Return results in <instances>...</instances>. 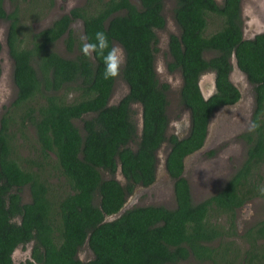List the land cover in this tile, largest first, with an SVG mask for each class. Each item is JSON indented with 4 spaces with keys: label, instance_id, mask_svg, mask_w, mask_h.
Listing matches in <instances>:
<instances>
[{
    "label": "trees",
    "instance_id": "16d2710c",
    "mask_svg": "<svg viewBox=\"0 0 264 264\" xmlns=\"http://www.w3.org/2000/svg\"><path fill=\"white\" fill-rule=\"evenodd\" d=\"M174 1L179 36H169L167 69L180 72L179 99L190 112L189 135L181 141L165 136L168 86L158 84L153 69L155 32L164 26L163 0H138L140 7L131 0H86L33 34L28 47L20 38L17 6L7 13L0 0L16 87L14 101L0 118V264H13L14 250L29 244V259L18 264H180L190 259L264 264V219L239 236L234 222L236 209L254 198L264 200L259 193L264 187V34L242 38L240 0ZM210 15L223 25L206 35ZM75 20L82 22L83 36L103 31L110 47L116 43L124 51L120 72L128 92L116 105H107L115 78L104 79L102 57L82 55L70 29ZM64 34L66 50H77L73 59L51 51ZM205 52L212 57L205 59ZM232 55L254 91L252 130L242 135L247 156L221 190L193 203L180 177L182 159L202 146L213 112L239 97L227 78ZM209 71L215 73L216 92L204 101L197 81ZM69 95L72 100L66 101ZM130 104L141 107L139 136ZM74 121L81 122V130ZM29 128L35 135L27 145L33 157L21 158L16 139ZM166 140L171 148L165 168L175 208L131 207L108 220L137 186L145 189L154 182V152ZM118 169L124 186L115 178ZM25 187L29 203H22ZM215 217H223L225 225ZM84 245L92 255L86 261L78 258Z\"/></svg>",
    "mask_w": 264,
    "mask_h": 264
},
{
    "label": "rangeland",
    "instance_id": "374dc122",
    "mask_svg": "<svg viewBox=\"0 0 264 264\" xmlns=\"http://www.w3.org/2000/svg\"><path fill=\"white\" fill-rule=\"evenodd\" d=\"M15 1V2H14ZM218 0V4H221ZM131 3L139 7L138 0H131ZM86 4V0H3V8L7 13L15 11L19 18L20 38L25 47L30 46L31 36L40 30L47 28L63 14H67L72 8H80ZM175 1L164 0L162 15L165 19V27L160 31H156L157 45L154 54V65L158 81L164 84H170L169 91H167L169 108L168 116L172 121V126L167 132V135L173 134L176 130L174 123H179L183 119L188 121L189 114L186 109L179 105L178 92L181 76L178 71L172 74L167 71V63L171 57L168 53V39L170 35H179V28L177 27L174 18ZM242 17L244 20L243 37H250L252 34L264 30V0H242ZM223 25V22L217 18L209 16L205 34L209 35ZM8 22L0 21V41L6 40ZM70 29L75 43L82 44L80 37L83 35L82 22L75 20L71 23ZM67 36H62L51 47V51L66 59H73L77 50L74 48L70 52L66 50L65 39ZM4 46V44L2 45ZM113 46H118L114 43ZM205 58H210L211 54H205ZM234 63V60H232ZM123 67V65H122ZM121 67V69H122ZM235 69V68H234ZM121 71V70H120ZM230 80L241 93V101L239 105L221 108L215 111L212 120L208 127V134L204 150L197 158H190L186 167V180L190 187L191 197L193 203H199L210 196L216 194L228 179L235 173L237 168L241 165L245 158L247 144L241 139V135L248 133L251 129V115L254 109L253 88L246 81L245 76L237 69L231 71ZM213 74H208L201 79V83L206 85L208 89L203 88V93H211L213 89ZM210 88V89H209ZM127 85L121 77V72L115 78L110 103L115 104L121 95H124L127 90ZM208 95V94H206ZM16 96V87L13 83V68L12 60L7 52L2 48L0 51V118L5 113L6 109L10 107ZM72 96H67L66 101H71ZM135 122L137 131L140 134V118L139 106H134ZM137 114V115H136ZM181 116V120L178 118ZM242 116V118H240ZM76 127L81 130V122L74 121ZM175 129V130H174ZM177 135L184 136L187 132V126H179ZM28 140L29 142H25ZM31 140V141H30ZM35 140L34 132L31 128L27 130L25 137H17V153L21 158H32L30 146ZM23 144V145H22ZM22 145V147H21ZM131 147L134 149L135 144ZM169 150L168 143H165L157 157V175L154 186L148 189L137 188L130 193L125 202L124 209L131 207L144 206H161L168 210L175 208V201L173 195L172 181L169 180L164 161L165 156ZM213 153V155L205 156ZM50 164L54 163L52 158H49ZM50 165L47 167L49 182H53V173L50 170ZM51 172V173H50ZM264 172V170H263ZM221 177V178H220ZM103 179H108L105 173H102ZM117 181L124 186L125 181L119 172L115 175ZM62 181V180H61ZM22 203H29L30 196L28 188L25 187L21 191ZM237 236H239L246 228L254 225L256 222L264 219V200L261 198H254L246 203V206L241 207L237 213ZM214 219V217H213ZM215 222L219 225H225L223 217H215ZM238 246H242L237 243ZM31 244L27 245L25 249L18 248L12 254L13 264H18L24 260L29 259ZM92 257L90 250L86 245L78 253V258L86 261ZM180 264H197L192 259L184 261Z\"/></svg>",
    "mask_w": 264,
    "mask_h": 264
},
{
    "label": "flooded vegetation",
    "instance_id": "af4514ba",
    "mask_svg": "<svg viewBox=\"0 0 264 264\" xmlns=\"http://www.w3.org/2000/svg\"><path fill=\"white\" fill-rule=\"evenodd\" d=\"M215 3H217L218 4V0H213ZM222 1V0H221ZM241 1V0H240ZM163 3H164V0H163ZM221 3V2H220ZM139 7H140V5H139ZM162 10H163V5H162ZM70 11V10H69ZM68 11V12H69ZM63 15H66V14H63ZM161 15H162V11H161ZM62 16V15H61ZM60 16V17H61ZM163 16V15H162ZM240 17H241V28H240V30H241V34L243 35V26H244V20H243V17H242V15H240ZM58 19V18H57ZM164 19V18H163ZM175 21V20H174ZM54 22V21H53ZM176 23V22H175ZM165 19H164V26H163V28L162 29H164V27H165ZM177 25V24H176ZM50 26H51V24H50ZM50 26H48V27H50ZM8 27V26H7ZM47 27V28H48ZM178 27V26H177ZM46 28V29H47ZM45 29V28H44ZM44 29H42V30H44ZM161 29V30H162ZM41 31V30H40ZM157 31H160V30H157ZM155 34H156V32H155ZM63 36H66V34H64ZM176 36V35H175ZM179 36V35H178ZM177 36V37H178ZM62 37V36H61ZM60 37V38H61ZM255 38V37H254ZM253 38V39H254ZM156 39H157V36H156ZM169 40V39H168ZM247 40V39H246ZM252 40V39H251ZM57 42V41H56ZM4 44V46H2ZM157 45V44H156ZM2 48H4V50L7 52V54L9 55V49H8V46H7V32H6V40L5 41H0V51L2 50ZM155 48H156V46H155ZM168 53H169V51H168ZM155 54V53H154ZM205 54H210V53H208V52H205L204 54H203V56H205ZM58 55V54H57ZM170 55V54H169ZM59 56V55H58ZM234 56V55H233ZM9 57H10V55H9ZM61 57V56H60ZM211 57H212V54H211ZM11 58V57H10ZM63 58V57H62ZM205 58V57H204ZM64 59H66V58H64ZM205 59H209V58H205ZM12 60V59H11ZM232 56L230 57V59H229V63H232ZM172 61V59H170V61L168 62V63H170ZM154 59H153V69H154V73H155V76H156V79H157V81H158V78H157V74H156V70H155V65H154ZM13 60H12V68H13ZM166 68H167V66H166ZM240 73H242L244 76H245V74L242 72V71H240L239 69H237ZM167 71H168V69H167ZM231 71H232V66H231V70H230V72H229V74H228V81H229V83L232 85V87H234V89L237 91V93H238V95H239V97H238V99L236 100V101H233L232 103H229V104H226V105H224V106H221V107H218L215 111H217L218 109H221V108H229V107H233V106H237V105H239L240 104V102H242L241 101V93H240V90L236 87V86H234V84L231 82V80L229 79V77H230V74H231ZM169 72V71H168ZM173 72H175V71H173ZM172 71L171 72H169V73H173ZM179 72V71H178ZM180 73V72H179ZM208 74H213V89H212V92L211 93H209V95L204 99V98H202L204 101H206L208 98H210L212 95H214L215 94V90H216V88H215V73L214 72H211V71H209V72H204V73H202L200 76H199V78H198V81H197V86H198V83L200 82V80L202 79V77H204V76H206V75H208ZM180 76H181V74H180ZM245 78H246V76H245ZM246 81L248 82V80H247V78H246ZM249 83V82H248ZM158 84H164V83H160L159 81H158ZM250 84V83H249ZM167 86H168V91H169V87H171V85L170 84H166ZM251 85V84H250ZM181 86H182V78H181V81H180V84H179V90H180V88H181ZM252 86V85H251ZM252 88H253V86H252ZM113 90V89H112ZM127 92H128V89L126 90V93L124 94V95H121L120 96V99L115 103V104H111L110 103V97H111V95H110V97L108 98V102H107V105L108 106H111V105H116L122 98H124L126 95H127ZM168 93V92H167ZM167 93H166V99H167V101H168V96H167ZM111 94H112V92H111ZM201 95V94H200ZM202 97V96H201ZM253 99H254V91H253ZM178 101H179V105L181 106V107H183L182 105H181V103H180V99H179V92H178ZM139 106V108H140V112H139V117H141V107H140V105L139 104H130V107L134 110V106ZM168 108H169V102H168V105H167V107L165 108V115H166V117H167V125H166V129H165V136H166V138H169L170 136H175L176 137V139L178 140V141H181V140H183L184 138H187L188 137V135H189V130H190V112H189V110L188 109H186V108H184V109H186L187 111H188V114H189V118H188V121L187 122H185V119H183L182 121H180V124L178 123H174V125H175V127H176V130H175V132L173 133V134H170V135H167V132L169 131V129L171 128V126H172V121H171V119H170V117L168 116ZM254 109H255V99H254ZM254 109H253V112H252V115H253V113H254ZM215 111L213 112V114L208 118V121H207V124H206V132H205V137H204V141H203V144H202V146L200 147V148H198L197 150H195V151H192L191 153H189V154H187L186 156H184V158L182 159V172H181V174H180V177H182V178H184L185 180H186V167H187V162H188V160L190 159V158H197V156H199L200 154H201V152L204 150V145H205V143H206V139H207V134H208V127H209V124H210V121L212 120V117H213V115H214V113H215ZM135 112V111H134ZM137 115V114H136ZM252 115H251V125H252ZM240 118H242V116L240 117ZM136 119V116H134V120ZM179 120H181V116L178 118ZM183 125H185V126H187V132H186V134L184 135V136H180L179 135V137L180 138H178V135H177V129H179V126L180 127H182ZM142 129V128H141ZM252 130V126H251V129L248 131V132H250ZM136 131H137V127H136ZM140 132H141V130H140ZM245 134V133H244ZM140 135V134H139ZM243 135V134H242ZM242 135H241V139H243L244 140V138H242ZM244 142H245V140H244ZM165 143H168V145H169V150H168V152H167V154H166V156H165V160H166V157H167V155H168V153H169V151H170V143L166 140L165 142H163L161 145H160V147L154 152V156H155V174H154V182H155V180H156V175H157V157H158V152L160 151V149H161V147L165 144ZM246 143V142H245ZM208 155H213V153L211 152V153H209V154H206L205 156H208ZM246 156H247V148H246V153H245V158H244V160H243V162L245 161V159H246ZM242 162V163H243ZM242 163H241V165H242ZM240 165V166H241ZM239 166V167H240ZM164 167H165V161H164ZM238 169V168H237ZM165 171H166V168H165ZM236 172V171H235ZM117 174V173H116ZM120 174V173H119ZM166 174H167V172H166ZM167 176H168V174H167ZM168 178H169V176H168ZM221 178V177H220ZM230 179V178H229ZM228 179V180H229ZM169 180H171L170 178H169ZM172 181V180H171ZM187 181V180H186ZM154 182L150 185V187L151 186H154ZM188 183V182H187ZM172 185H173V181H172ZM189 185V184H188ZM150 187H148V188H150ZM137 188H142L141 186H137L134 190H136ZM148 188H145V189H148ZM190 188V187H189ZM142 189H144V188H142ZM133 190V191H134ZM190 194H191V192H190ZM174 195V194H173ZM175 201V200H174ZM244 207L246 206V204H244L243 205ZM242 206V207H243ZM240 208H238V209H236L235 210V216H234V222H235V225H237V215H236V213H237V211L239 210ZM25 261V260H24Z\"/></svg>",
    "mask_w": 264,
    "mask_h": 264
},
{
    "label": "clouds",
    "instance_id": "9594fccd",
    "mask_svg": "<svg viewBox=\"0 0 264 264\" xmlns=\"http://www.w3.org/2000/svg\"><path fill=\"white\" fill-rule=\"evenodd\" d=\"M81 53L85 57H92L93 54L102 57L104 63V79H113L120 75V70L125 62L124 51L121 47L111 46L108 36L103 31H97L93 38L81 36ZM90 39L94 42H89ZM255 128V126H254ZM260 195L264 196V187L259 188Z\"/></svg>",
    "mask_w": 264,
    "mask_h": 264
},
{
    "label": "water",
    "instance_id": "95a60500",
    "mask_svg": "<svg viewBox=\"0 0 264 264\" xmlns=\"http://www.w3.org/2000/svg\"><path fill=\"white\" fill-rule=\"evenodd\" d=\"M239 9H240V15H242V12H243V7H242V0L240 1V4H239ZM260 34H264V30H260L259 32H256V33H254V34H252L250 37H243L244 35H242V38L244 39V40H251V39H253L255 36H257V35H260ZM232 59L234 60V63L232 62V63H230V65L232 66V71L233 70H235V69H238V67H237V64H236V60H235V58H234V56L232 55ZM235 68V69H234ZM231 75V74H230ZM229 79H230V77H229ZM212 85H213V82H212ZM203 88H206V89H208V87L206 86V85H204L203 83H201V80H200V82L198 83V90H199V93L201 94V96H202V98H206L208 95H209V93H206V94H208V95H206L205 93H203ZM210 89V88H209ZM140 130H141V128H142V119L140 118ZM178 138H180L179 136H178ZM118 172H120V170L118 169ZM124 206L125 205H123V207H122V209H120L115 215H111L110 217H108L109 219L108 220H112V219H114V218H116V217H118L119 215H121L126 209H124ZM17 250V249H16ZM16 250H14V252L16 251ZM13 252V253H14Z\"/></svg>",
    "mask_w": 264,
    "mask_h": 264
}]
</instances>
